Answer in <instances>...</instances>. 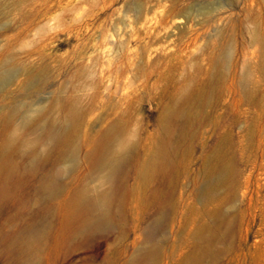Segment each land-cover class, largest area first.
<instances>
[{"label": "rangeland", "instance_id": "374dc122", "mask_svg": "<svg viewBox=\"0 0 264 264\" xmlns=\"http://www.w3.org/2000/svg\"><path fill=\"white\" fill-rule=\"evenodd\" d=\"M173 1L0 0V264H264V0Z\"/></svg>", "mask_w": 264, "mask_h": 264}, {"label": "bare ground", "instance_id": "6f19581e", "mask_svg": "<svg viewBox=\"0 0 264 264\" xmlns=\"http://www.w3.org/2000/svg\"><path fill=\"white\" fill-rule=\"evenodd\" d=\"M157 1H158V6L163 8H165L167 5H173L175 3L173 0H157ZM162 29L163 27L161 26L158 27L153 25L148 26L144 32L145 34L144 37H147L148 39V41L144 44L145 45L144 47L148 45L149 41H153L154 39H156V37L160 35ZM199 35L200 34L197 31H194L193 33H191V36L189 38L196 39ZM29 54H30L29 57L35 56L33 55V53H29ZM37 57L38 56L34 58ZM14 76H15L14 71H12L11 69H4L3 72L0 73V80L10 81ZM59 131L60 128L58 125L54 123L47 124V136L49 138H54L59 133ZM119 136L120 135L118 130L113 128L110 125V123H107V125L103 128V135L100 144L98 146L96 155L93 156L92 154H90L87 160L89 161L88 168L91 171L97 169L98 171L104 172L101 178V183L108 184V188L104 191H101L98 194H95L93 190L89 188H86L84 190L83 199L86 203V212L88 213V215L93 216L94 218L93 221H88L87 225L90 230L103 229L110 226V222L108 218L110 205L114 206L115 200L117 199L118 189L121 183V176L123 173V165L127 156V151L125 152L124 149L121 148L119 144ZM71 159H72L71 161L73 162L76 160L74 151L71 154ZM55 187L56 184L50 182L47 186V191L53 192L55 190ZM148 253H150V251L145 252L144 255H147ZM27 264H32V263L29 262Z\"/></svg>", "mask_w": 264, "mask_h": 264}]
</instances>
